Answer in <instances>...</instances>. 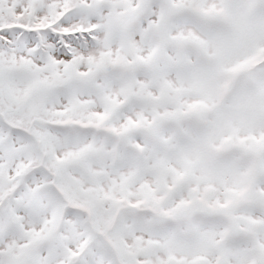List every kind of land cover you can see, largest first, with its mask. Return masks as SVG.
I'll return each instance as SVG.
<instances>
[{
	"label": "snow or ice",
	"instance_id": "6c2138e0",
	"mask_svg": "<svg viewBox=\"0 0 264 264\" xmlns=\"http://www.w3.org/2000/svg\"><path fill=\"white\" fill-rule=\"evenodd\" d=\"M0 264H264V0H0Z\"/></svg>",
	"mask_w": 264,
	"mask_h": 264
}]
</instances>
